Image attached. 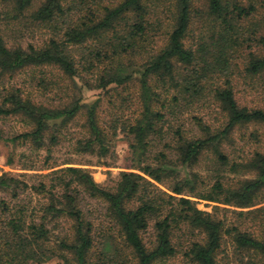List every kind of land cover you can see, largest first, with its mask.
Wrapping results in <instances>:
<instances>
[{"label":"trees","instance_id":"trees-1","mask_svg":"<svg viewBox=\"0 0 264 264\" xmlns=\"http://www.w3.org/2000/svg\"><path fill=\"white\" fill-rule=\"evenodd\" d=\"M248 92L264 99V0H0V118L27 127L0 141L49 153L46 173L0 176V264H264V148H247L264 105ZM118 132L131 164L104 184L50 162L65 141L107 159ZM204 158L212 174L182 172Z\"/></svg>","mask_w":264,"mask_h":264},{"label":"rangeland","instance_id":"rangeland-1","mask_svg":"<svg viewBox=\"0 0 264 264\" xmlns=\"http://www.w3.org/2000/svg\"><path fill=\"white\" fill-rule=\"evenodd\" d=\"M205 0H194L195 5H203ZM56 74L57 72H53ZM31 75V72H25L19 74L16 77L15 81H24L28 80ZM76 82L78 83L83 99L87 103H91L99 98V94L102 93L99 89H90L83 84V81L79 78H76ZM131 87L124 91L125 94L132 91V87H136V85H130ZM239 96H243V94H239ZM262 95L254 96L252 92L247 93V97H244L242 100L243 103H253L260 104V106L264 105V99L261 97ZM110 97L104 98L101 106H100V115L105 118V120H109L110 115L112 114V101H109ZM114 100V99H113ZM109 101V102H108ZM125 113L129 114L135 107L131 106V102L125 106ZM83 124V118L78 119L77 122H74L73 126L69 128L71 129L70 137L73 136V132H78L81 130ZM1 127L7 132L9 136L14 134H20L24 130L27 129L26 125L23 124L19 119L15 117H9L7 119L0 118ZM259 125H250L249 127H245L236 131L235 136L237 138L243 136L242 133L246 132L249 134L251 131L258 128ZM69 130L67 132H69ZM260 135V143H256L255 139L250 140V147L262 146L264 148V126H260L258 128ZM119 131V130H118ZM66 132V133H67ZM249 139V136H247ZM246 138V139H247ZM239 141V139H238ZM239 143H242L239 141ZM113 152L112 156L107 159H101L92 154H74L72 152V147L68 141L61 143L53 148L50 153L53 159L50 162H57L59 165L56 168H60L63 166L74 165L87 168L93 175V178L96 182L104 184L110 178H116L120 171L126 170L127 166L131 164V160H129L130 151H129V143L124 134L118 132V134L113 138ZM49 153L45 149H34L29 143L22 144L19 142L12 143L8 141H0V176L4 173H12L18 177L21 174H38V173H46L49 170H41L44 163V158ZM65 163V164H64ZM209 167L208 158H204L198 166L193 168H186L182 172H196L199 174L200 179L202 176L207 174H212L209 172L207 168ZM23 178V176H21ZM24 179H29V176H24ZM24 195V194H23ZM22 195V196H23ZM29 196V195H28ZM9 192L0 191V198H7L10 200ZM33 204L37 201L40 196L31 195ZM197 206L200 209L206 211H212L215 203L200 200L197 203ZM68 257L69 261H66L63 258L54 257L46 262L41 264H74L71 259Z\"/></svg>","mask_w":264,"mask_h":264}]
</instances>
